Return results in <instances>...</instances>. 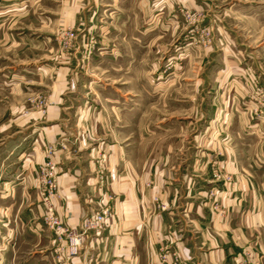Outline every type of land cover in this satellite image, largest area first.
Instances as JSON below:
<instances>
[{
    "label": "crops",
    "instance_id": "0c3cea01",
    "mask_svg": "<svg viewBox=\"0 0 264 264\" xmlns=\"http://www.w3.org/2000/svg\"><path fill=\"white\" fill-rule=\"evenodd\" d=\"M25 1L0 0V40L41 44V35L76 25V0H62L50 21L35 25ZM123 10L126 26L139 28L132 4ZM85 71H0V264L54 263L36 179L47 156L59 169L51 202L64 225L77 230L89 212L111 209L71 264H264V116L239 104L242 86L230 70L206 84L198 73L190 84L194 115L168 118L155 115L154 101L149 117L140 115L137 68L117 72L103 91L85 83ZM45 86L48 104L35 108ZM182 96L172 104L187 112ZM172 118L163 132L150 126Z\"/></svg>",
    "mask_w": 264,
    "mask_h": 264
},
{
    "label": "rangeland",
    "instance_id": "374dc122",
    "mask_svg": "<svg viewBox=\"0 0 264 264\" xmlns=\"http://www.w3.org/2000/svg\"><path fill=\"white\" fill-rule=\"evenodd\" d=\"M130 2L76 0V25L65 22L53 29V33L41 35L43 43L10 45L0 40V71L23 74V69L40 67L51 73L68 67L82 68L86 70L85 83L103 91L104 87L108 89L116 84L117 72L133 66L139 72L140 115L148 116L152 110L148 104L154 101L159 108V111L155 109V115L168 118L169 115H194L190 99L195 92L191 91L190 84L198 73L204 71L206 74L205 84L217 79L223 82L224 76L216 79L214 74L227 68L232 75L231 81L243 87L236 92L239 104L254 117L264 116V92L259 91L264 88V0ZM128 4L139 13V28L126 26L128 17H124L123 8ZM24 5L35 11L37 19L27 17L35 25L41 20L50 21V11L61 9L63 2L30 0ZM42 30L44 33L50 31L49 28ZM129 36H133V41ZM126 37L129 43L121 44V39ZM132 53L137 56L133 64ZM185 82L188 83L187 91L171 92V87ZM38 93L41 97L33 103L34 107L41 105V109H45L49 90L45 86ZM181 95L187 97V112L185 108L173 107L172 103L178 104ZM257 96L261 97L262 105ZM168 99L173 101L164 103ZM172 119L150 126L163 132L173 126Z\"/></svg>",
    "mask_w": 264,
    "mask_h": 264
},
{
    "label": "built area",
    "instance_id": "2783aa9c",
    "mask_svg": "<svg viewBox=\"0 0 264 264\" xmlns=\"http://www.w3.org/2000/svg\"><path fill=\"white\" fill-rule=\"evenodd\" d=\"M260 93L264 88H260ZM261 103V97L257 98ZM58 166L52 157L47 156L36 169L38 182V193L43 205L42 223L53 233L54 246L52 248L54 263L53 264H71L82 248L83 236L89 233L100 232L107 223L111 214L108 206L100 207L84 216L79 229L70 228L62 223L55 214L52 197L56 194V176ZM166 254L160 255L161 260H165ZM176 264V261L173 262Z\"/></svg>",
    "mask_w": 264,
    "mask_h": 264
}]
</instances>
